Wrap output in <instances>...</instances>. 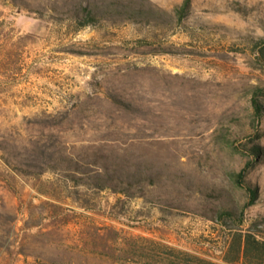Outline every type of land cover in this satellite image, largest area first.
Segmentation results:
<instances>
[{"label":"rangeland","instance_id":"374dc122","mask_svg":"<svg viewBox=\"0 0 264 264\" xmlns=\"http://www.w3.org/2000/svg\"><path fill=\"white\" fill-rule=\"evenodd\" d=\"M184 1L0 0V264H231L232 230L264 236V156L245 222L216 220L250 200L231 144L264 146V0Z\"/></svg>","mask_w":264,"mask_h":264},{"label":"trees","instance_id":"16d2710c","mask_svg":"<svg viewBox=\"0 0 264 264\" xmlns=\"http://www.w3.org/2000/svg\"><path fill=\"white\" fill-rule=\"evenodd\" d=\"M191 0H185L183 5L178 6L176 15L182 20L190 7ZM84 15L76 14L77 19L82 26L89 25L97 21V14L88 7H84ZM254 43V55L264 68V36H258L252 39ZM251 106L254 114V121L261 120L264 117V85H257L251 92ZM261 135L252 139L248 144L237 146L232 143L231 147L235 153L246 157L247 161L243 168L238 172H233L230 178L235 188L243 190L249 196V201L240 209L232 206H224L217 213L216 220L226 224L228 221H237L241 224L245 222V212L250 206L257 203L259 198V188L257 185L247 180L249 170L264 156V146L258 142ZM8 164V162H5ZM9 165V164H8ZM3 177L0 172V179H5L11 185V180ZM104 180H99L100 187L110 188L115 192L130 193L135 182L131 177L120 176L117 171L104 175ZM144 178H139L138 183H144ZM239 209V210H238ZM182 256H173L174 264H217L211 260L205 259L189 252L181 251ZM223 259L231 264H264V236L260 230H232L229 234V244L225 250Z\"/></svg>","mask_w":264,"mask_h":264}]
</instances>
